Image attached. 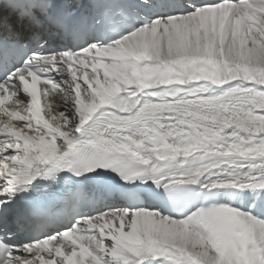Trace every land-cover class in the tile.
Listing matches in <instances>:
<instances>
[{
  "label": "snow or ice",
  "instance_id": "obj_1",
  "mask_svg": "<svg viewBox=\"0 0 264 264\" xmlns=\"http://www.w3.org/2000/svg\"><path fill=\"white\" fill-rule=\"evenodd\" d=\"M0 264H264V0H0Z\"/></svg>",
  "mask_w": 264,
  "mask_h": 264
}]
</instances>
